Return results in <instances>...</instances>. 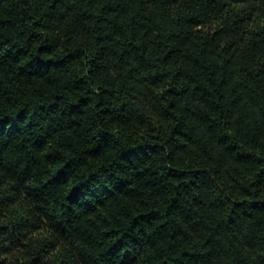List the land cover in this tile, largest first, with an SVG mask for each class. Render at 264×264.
<instances>
[{
	"label": "clouds",
	"instance_id": "1",
	"mask_svg": "<svg viewBox=\"0 0 264 264\" xmlns=\"http://www.w3.org/2000/svg\"><path fill=\"white\" fill-rule=\"evenodd\" d=\"M8 3L0 264H264V0Z\"/></svg>",
	"mask_w": 264,
	"mask_h": 264
},
{
	"label": "trees",
	"instance_id": "2",
	"mask_svg": "<svg viewBox=\"0 0 264 264\" xmlns=\"http://www.w3.org/2000/svg\"><path fill=\"white\" fill-rule=\"evenodd\" d=\"M15 22V13L11 9L8 0H0V36L3 35L5 29L14 32ZM208 27L209 30H211L215 25L210 22ZM13 79L14 73H12L11 69H8L5 65H0V104H11L10 94L16 91L13 85ZM47 87L53 88L52 85H47ZM22 118L23 113H21V119ZM4 123L7 124L6 118L4 119ZM0 132H2V130H0ZM13 133H15V136L14 139L7 144V151L13 159L20 162L26 158L30 148L34 149L37 147V136H33L31 131H21L18 128H13L7 135H3L2 139H0V144L8 141L9 136H12ZM37 135L46 136L47 132L41 129ZM12 171H15V168H13ZM77 212L79 213L80 210L77 209ZM20 258L24 259L23 256Z\"/></svg>",
	"mask_w": 264,
	"mask_h": 264
}]
</instances>
